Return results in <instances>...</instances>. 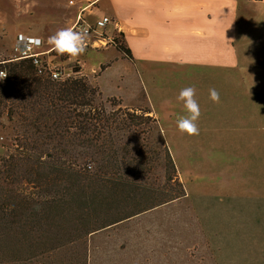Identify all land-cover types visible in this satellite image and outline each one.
<instances>
[{"label": "trees", "instance_id": "16d2710c", "mask_svg": "<svg viewBox=\"0 0 264 264\" xmlns=\"http://www.w3.org/2000/svg\"><path fill=\"white\" fill-rule=\"evenodd\" d=\"M0 70V103L25 123L0 157V264H88L90 235L186 194L149 108L108 110L80 69L55 80L30 59H3ZM151 144L164 150L162 185L148 182Z\"/></svg>", "mask_w": 264, "mask_h": 264}, {"label": "rangeland", "instance_id": "374dc122", "mask_svg": "<svg viewBox=\"0 0 264 264\" xmlns=\"http://www.w3.org/2000/svg\"><path fill=\"white\" fill-rule=\"evenodd\" d=\"M76 10L67 0H0V60L13 56L17 34L39 36L44 48L57 46L52 56L64 78L82 70L83 60L88 79L99 87L108 110L119 107L118 98L136 102L141 84L146 92L151 89V105L165 127L173 107L188 106L187 93L201 100L209 95L207 85L199 84L201 91L194 92L187 77L152 79L131 72V61L113 46L115 40L125 43L120 34L106 47H78L75 33L68 31ZM70 55L74 61H68ZM96 65L98 70L91 72ZM141 97L139 91L137 100ZM11 104L0 103V157L13 149L16 135L25 130L19 115L10 118ZM138 108L140 112L146 107ZM263 133L264 128L260 137ZM199 144L198 155L173 156L186 194L90 235L88 264H264V150L259 156H210L204 142ZM151 146L159 162L148 182L162 185L164 150Z\"/></svg>", "mask_w": 264, "mask_h": 264}, {"label": "crops", "instance_id": "0c3cea01", "mask_svg": "<svg viewBox=\"0 0 264 264\" xmlns=\"http://www.w3.org/2000/svg\"><path fill=\"white\" fill-rule=\"evenodd\" d=\"M93 12L119 23V29L112 23L105 31L120 34L130 48L133 59L113 45L131 61V72L152 79L187 77L194 92L207 85L204 100L187 93L188 106L171 109L166 127L143 84L136 91L140 101L137 93L136 102L117 97L123 106L149 108L172 156L198 155L200 141L210 156H259L264 150V0H97ZM82 61L79 74L89 78Z\"/></svg>", "mask_w": 264, "mask_h": 264}, {"label": "built area", "instance_id": "2783aa9c", "mask_svg": "<svg viewBox=\"0 0 264 264\" xmlns=\"http://www.w3.org/2000/svg\"><path fill=\"white\" fill-rule=\"evenodd\" d=\"M69 5L77 6L78 11L73 20L69 31L74 32L77 40L76 44L80 47L100 48L113 43L114 36L106 33V26L114 24L116 30L119 23L110 16L96 14L93 9L96 7L97 0H67ZM94 15L91 21L89 16ZM45 42L39 36L19 33L13 45V56L10 60L30 59L40 75H46L51 79L64 80V72L55 62L52 56L53 50L57 47L44 48ZM7 73L0 70V78H5Z\"/></svg>", "mask_w": 264, "mask_h": 264}]
</instances>
